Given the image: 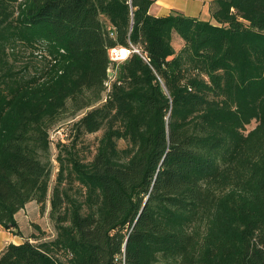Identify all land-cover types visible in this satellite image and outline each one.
Segmentation results:
<instances>
[{
	"label": "trees",
	"instance_id": "obj_1",
	"mask_svg": "<svg viewBox=\"0 0 264 264\" xmlns=\"http://www.w3.org/2000/svg\"><path fill=\"white\" fill-rule=\"evenodd\" d=\"M154 2L0 0V225L49 199L55 231L0 264H264V0Z\"/></svg>",
	"mask_w": 264,
	"mask_h": 264
},
{
	"label": "rangeland",
	"instance_id": "obj_2",
	"mask_svg": "<svg viewBox=\"0 0 264 264\" xmlns=\"http://www.w3.org/2000/svg\"><path fill=\"white\" fill-rule=\"evenodd\" d=\"M119 51V50H118ZM120 52V51H119ZM110 55L115 60L123 59L124 57L121 55H116L112 51L110 52ZM108 75L110 78V81L113 79V72L111 70L108 71ZM84 113V110L80 111L75 116H67L66 119L64 118L59 124L53 127L51 131V137H52V143L50 145V155H51V176H50V182H49V190H48V197L51 194L52 186L54 184L56 173L58 170V162L56 161V147H55V141L58 137H60L63 141L66 138L65 132H68L69 126L71 121L74 119H77ZM254 125V123L250 124L248 128H251ZM101 134V131L86 134L79 142V145L83 144L82 149V155H91L94 150L95 146L97 144L98 138ZM49 199H47L44 203V205H40L36 201H30L28 202L24 208H22L16 215L15 220L17 223V227H11L9 229H6L11 233V235H6L8 238H12L11 242H17L20 240H24L25 238H31L33 239L34 235L37 237L36 240L40 241L43 239H50L55 234L53 223L50 220L49 217ZM20 243V242H19ZM8 243H6L7 245ZM5 245V246H6Z\"/></svg>",
	"mask_w": 264,
	"mask_h": 264
},
{
	"label": "crops",
	"instance_id": "obj_3",
	"mask_svg": "<svg viewBox=\"0 0 264 264\" xmlns=\"http://www.w3.org/2000/svg\"><path fill=\"white\" fill-rule=\"evenodd\" d=\"M212 0H155L149 11L153 15H166L172 11H178L186 16L196 17L202 20L210 18L209 5ZM11 235L2 225H0V251L11 241ZM20 241H13L19 243Z\"/></svg>",
	"mask_w": 264,
	"mask_h": 264
},
{
	"label": "bare ground",
	"instance_id": "obj_4",
	"mask_svg": "<svg viewBox=\"0 0 264 264\" xmlns=\"http://www.w3.org/2000/svg\"><path fill=\"white\" fill-rule=\"evenodd\" d=\"M111 51L112 52L115 51L117 55H120V56L122 55L123 57H125L128 53V50L127 49L125 50L124 48L119 49L120 52L118 51V49H113Z\"/></svg>",
	"mask_w": 264,
	"mask_h": 264
},
{
	"label": "built area",
	"instance_id": "obj_5",
	"mask_svg": "<svg viewBox=\"0 0 264 264\" xmlns=\"http://www.w3.org/2000/svg\"><path fill=\"white\" fill-rule=\"evenodd\" d=\"M129 52V51H128ZM113 53H115L117 55V53L115 51H113ZM52 138V137H51Z\"/></svg>",
	"mask_w": 264,
	"mask_h": 264
}]
</instances>
